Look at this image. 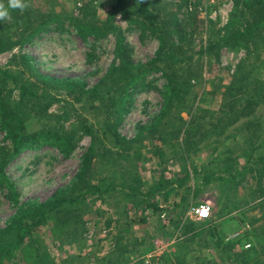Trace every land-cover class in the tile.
Wrapping results in <instances>:
<instances>
[{
	"label": "rangeland",
	"instance_id": "obj_1",
	"mask_svg": "<svg viewBox=\"0 0 264 264\" xmlns=\"http://www.w3.org/2000/svg\"><path fill=\"white\" fill-rule=\"evenodd\" d=\"M249 1L25 0L23 12L34 20L20 18L12 28L16 43L0 48L5 92L17 101L23 80L48 105L35 112L31 101L21 102L31 141L0 171V230L26 210L69 195L75 204H60L31 234L54 264L142 262L156 248L161 264H264V95L250 105L239 91L230 103L228 90L234 78L245 77L249 87L264 82V14L245 11ZM236 9L245 21L232 20ZM81 12L110 29L80 36L70 17ZM254 16L262 20L249 48L215 43L230 24L245 27ZM148 17L178 47L177 72L190 78L186 106L164 104L161 71L104 106L98 83L118 62V46L135 64L159 49L143 23ZM212 88L211 104L202 107L214 113L197 111L198 96ZM91 144L97 153L86 160ZM11 150L0 119V161ZM101 179L117 186L82 201L87 183ZM204 204L210 215L197 219L191 209ZM30 255L22 250L9 264H35Z\"/></svg>",
	"mask_w": 264,
	"mask_h": 264
},
{
	"label": "trees",
	"instance_id": "obj_2",
	"mask_svg": "<svg viewBox=\"0 0 264 264\" xmlns=\"http://www.w3.org/2000/svg\"><path fill=\"white\" fill-rule=\"evenodd\" d=\"M186 1V0H185ZM7 6V2L4 3ZM117 3L113 4V7ZM245 11L250 13H263L264 14V0H250L246 4ZM112 7V8H113ZM10 11V22L3 24L0 20V33L4 39L3 46L0 48L9 47L16 43L13 39L12 28L19 24V19L23 18L24 22H31L33 16L28 11L23 12L21 15H18V10H9ZM56 15L54 18L61 16ZM52 17H50L51 20ZM109 18V16L107 17ZM240 19L243 20L244 14L242 10H235L232 13V20ZM254 18V23H248L245 27L234 26L230 24L227 28L226 34L218 37L215 43L225 44L231 48H249L250 43L255 40L254 37L257 34L258 24L261 22L262 17L258 20ZM47 19V18H46ZM45 19V20H46ZM71 21L73 22L76 32L80 36H85L86 34H102L104 31L109 30L108 25L103 26L100 30V27L96 24L97 19L92 17L90 13L81 12L79 16H71ZM59 20V19H56ZM245 21V19H244ZM144 25L148 29L151 35L157 36L160 40L159 49L156 55L146 61L145 63H132L124 55V50L121 45L118 46V62L110 65L106 70L103 78L98 83L99 90L101 91V96L105 101L104 106L110 102H119L120 98L125 97L128 90L137 86L142 78L152 71H161L166 78L165 92L163 93V102L169 107L174 102H179L182 105H185V99H183L182 94L188 91L190 86V78L185 80L181 79L177 72L178 65L181 62L178 55L176 54L177 46H174V42L168 43L165 41L163 35L164 31L159 27L155 21L154 17H148L143 21ZM110 24V20H109ZM39 27H33L29 33L36 32ZM108 28V29H107ZM252 43H255L252 42ZM214 44L211 45L210 49L214 48ZM8 72L0 68V119L2 125L7 129L9 133V138L12 144V150L7 158L0 161V171L8 164L9 160L21 153L28 145V142L31 141L30 135L26 131L24 124V119L22 116V111L20 108L21 102L25 99L31 101L30 110L35 112H40L47 107L48 101L43 104L40 100V97L43 95L37 94L35 91H31L28 84L23 80H20L18 85L19 88V99L15 102L12 101L10 96L6 94L4 85L6 84V78L8 77ZM183 80V81H182ZM246 78H234L231 81L229 86L230 97L229 102L235 100L236 94L240 91L242 94H247V102L251 105L257 102L259 98H262L264 95V88L261 92V89L258 85H263L264 82H256L251 87L245 84ZM235 90L234 92H232ZM216 93V89L212 88L207 91H203L197 98L195 109L197 111L208 113L212 115L214 112L208 107H202V105L211 104V98ZM94 92L90 93L93 95ZM262 94V95H261ZM186 106V105H185ZM115 135L114 131H111ZM38 140V138L36 139ZM136 139L133 138L130 141H127V149L132 148L131 143L135 142ZM261 147L260 143H257L252 150L255 148ZM141 145L138 144L135 146L136 150H140ZM97 153V148L91 144L87 148L85 158L89 160L92 155ZM264 153V151H263ZM250 157L251 154L247 153ZM263 158V157H262ZM260 175V173H259ZM117 186V183H113V180L101 179L95 183L88 182L86 188L81 191L79 194L83 197L82 201L85 199L86 195L94 194L96 197H102V194L106 191H111ZM133 191L135 187H130ZM69 201L70 204H75L73 197L69 195H63L56 198L55 202H47L40 206L32 207L26 210L24 216L19 217L16 221L8 224L3 229L0 230V264H9L12 263L14 259L17 258V253L26 250L31 253L30 257L33 258L35 264H54L52 257L46 247L40 243V241L31 236L33 230L44 224L48 218L46 217L48 213L54 212L58 206L64 202ZM69 225V222H64L63 224L56 226L53 229V233H56ZM190 226H193V223H190ZM28 237V241L27 240Z\"/></svg>",
	"mask_w": 264,
	"mask_h": 264
},
{
	"label": "built area",
	"instance_id": "obj_3",
	"mask_svg": "<svg viewBox=\"0 0 264 264\" xmlns=\"http://www.w3.org/2000/svg\"><path fill=\"white\" fill-rule=\"evenodd\" d=\"M204 209H208L209 210V213L206 216H202L201 215V212ZM210 210H211L210 205L209 204H204V205H201V206H198V207H193L191 209V213H193L196 216L197 219H206L210 215ZM159 252H160L159 249L156 248L154 250L153 254L144 257L142 262H137L136 260H130V261H127V262L111 263V264H161L160 259L157 257ZM152 255H154V256H152ZM173 264H178V263H173Z\"/></svg>",
	"mask_w": 264,
	"mask_h": 264
},
{
	"label": "clouds",
	"instance_id": "obj_4",
	"mask_svg": "<svg viewBox=\"0 0 264 264\" xmlns=\"http://www.w3.org/2000/svg\"><path fill=\"white\" fill-rule=\"evenodd\" d=\"M28 4L25 2V0H7V6H5L4 3L0 2V20H10V9L11 10H19L20 12H23L25 9L28 8ZM209 210L204 209L201 212L202 216L208 215Z\"/></svg>",
	"mask_w": 264,
	"mask_h": 264
}]
</instances>
